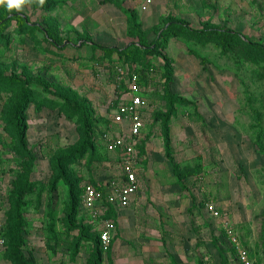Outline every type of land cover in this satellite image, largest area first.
<instances>
[{
    "label": "rangeland",
    "instance_id": "rangeland-1",
    "mask_svg": "<svg viewBox=\"0 0 264 264\" xmlns=\"http://www.w3.org/2000/svg\"><path fill=\"white\" fill-rule=\"evenodd\" d=\"M143 1L44 0L40 5L34 0L21 11H9L6 4L0 5V22H8L6 30L0 32V264H11L6 260V235L13 220L10 213L18 209L20 198L25 202L22 210L27 221L25 251L39 264L96 261L99 224L89 219L81 202L79 215L69 220V188L73 185L75 198L80 201L86 184L108 190L105 187L118 175L117 156L106 148L102 136L106 130L119 131L112 124V116L123 102L127 84L116 71L121 64L119 52L109 53L102 47L132 51L139 38L128 36V17L113 2L138 12L149 44L157 42L160 35L155 27L167 28L168 22L183 18L192 29H235L243 38L264 45V7L261 22L251 17L241 27L237 22L241 16L232 22L216 21L214 14L220 7L209 13L202 3L198 8L203 11L195 12L189 7H175L180 1L157 0L143 12ZM228 8L231 13L238 11L231 4ZM17 15L25 21L15 18ZM210 17L215 22H208ZM198 38L186 39L180 34L170 37L158 43L159 52L146 58V63L125 64L129 70L143 73L148 107L142 140L148 143L156 138L154 173L160 180L170 179L166 186L175 208L152 226L147 215L154 212L151 199H146L150 195L148 171L146 192L141 193L146 199L141 208L146 214L143 220H147L138 233L147 245L157 241L166 252L159 262L144 264H235L224 221L237 231L254 263L264 264V59H249L241 44L226 51L213 41ZM168 60L173 67L167 66ZM171 67L174 81L170 82L165 74ZM167 82L176 97L193 103L179 105L181 116L174 125L181 173L174 172L157 147V138H162L161 116L169 105ZM25 91L31 102L23 113L27 127L24 150L16 136L13 116ZM176 97L173 99L179 100ZM82 109L89 116L92 146L86 154L64 160L63 173L57 161L75 152L82 142ZM224 109L230 114L225 120L229 133L225 140L223 133L217 134V143L211 118L203 120L198 110L211 116ZM199 164L201 172L188 177L187 167ZM183 173L186 175L179 180ZM21 189L28 192L20 197ZM189 200L194 206L189 215L183 214ZM217 200L222 219L215 218L209 208L208 202ZM136 216L137 211L132 217ZM152 235L155 237L151 239ZM100 264H115L113 252L109 262L102 254Z\"/></svg>",
    "mask_w": 264,
    "mask_h": 264
},
{
    "label": "trees",
    "instance_id": "trees-1",
    "mask_svg": "<svg viewBox=\"0 0 264 264\" xmlns=\"http://www.w3.org/2000/svg\"><path fill=\"white\" fill-rule=\"evenodd\" d=\"M113 5H115L116 7H118L127 17H128V36L130 37H135V38H139L138 42H136L134 45H136V49L132 50V51H119V50H114V48H108V47H102V49L106 50V52L111 53L112 51L115 52H119L118 56H119V62L118 63H122V64H128L133 66L134 63L139 62L140 64L146 63L147 60L146 58H149L150 55L156 54L158 53V47L159 44L163 42L164 40H169L170 37H176L180 34V36H182L183 38L186 39H194V37L198 38H205L207 40H205L204 42H209V41H213L215 42L217 45H219L220 47H222L224 50H228L232 51L235 47H237L238 45L241 44L243 50L245 51V53H247L248 58L250 59L251 57H254V59L257 58H263L264 59V45L258 44V43H253L251 42L249 39L247 38H243L242 35L232 29H225V28H210L208 30H195L190 28V25L182 20H178V21H170L168 22V27L167 28H157L155 27V29L159 32V37L157 38V42L153 43V44H149V40L146 37L147 33H145V31L142 29L143 25L140 21V16L138 14V12H134L131 11L129 9L124 8L123 6H121L118 2H113ZM15 18H19L21 20L25 21V18L20 17L19 15L15 16ZM27 21V20H26ZM7 23L5 21H1L0 22V32H3L6 30L7 27ZM29 24V22H27ZM172 28H176L178 30H174ZM193 37V38H192ZM199 39V38H198ZM202 40V39H201ZM95 46H97V44H94ZM101 48V47H100ZM194 54V53H193ZM195 55V54H194ZM168 60L167 62V66L170 68V66L173 67V62L171 63V61ZM172 65H171V64ZM171 67V69L166 70V74H165V78H168V81H174L173 76L174 75V69ZM138 74H140L141 76V82L142 84H144L145 79L144 77L141 75L143 74L142 72L140 73V71H137ZM172 73V74H171ZM170 77V78H169ZM3 77L0 76V80H2ZM170 82H167L166 84V95H168L169 98V105H168V111L165 115H162V130H161V134H162V138L164 141V151H165V156L166 158L170 161L169 163L171 164V166L174 169V172H178L179 171V166L180 164H178L175 161L174 158V151H173V145H172V135H171V122L174 118H176L178 116V107L180 106H190L193 103L187 101V100H181L179 99V96H177V94L173 93L170 90ZM175 95V97L179 100H176L175 98L173 99V96ZM172 97V98H171ZM181 98V97H180ZM31 102V96L28 94L27 91L24 92V94H22V97L17 105V108L14 111V121H15V126H16V136L18 139V142L20 144V146L25 150L27 148V127L24 121V117H23V113L25 112L24 110L27 109L28 104ZM80 115H82V120H83V132L81 131L80 133H82V142L81 144L78 146V148H76L77 150L73 153H71L69 156H65L61 157L59 159V161H57L59 163V167L62 170V172L64 173V168H63V162L64 160H69L70 157L78 154V155H84L89 151L90 146H92V132H91V127L89 126V116L88 113L85 110H81L79 112ZM161 128V126H160ZM94 142V141H93ZM146 140H142V144L138 147L140 150L141 155L145 156L146 155ZM201 164H199L198 166L194 167V168H189L187 167V170H189V172L187 171L186 173H188V177L190 176H194V175H198L201 172ZM191 170V171H190ZM180 172V171H179ZM181 173V172H180ZM186 173L181 174V175H177L178 179L181 180L183 179V177L186 175ZM95 185V184H94ZM24 188V187H23ZM96 188L101 189V186L98 187L96 186ZM70 198H71V210L69 213V220L71 221L73 218H75L76 216L79 215V204L81 202L82 205V198H83V194H84V187L82 189V193H81V197H80V201L76 200L75 198V194H74V187L73 185L70 186ZM23 189H21V191L19 192V196L21 197V195H24L23 193L28 192V190L24 189V192H22ZM23 197V196H22ZM195 202V199H193ZM17 203V201H16ZM16 206H18L17 210H12L10 213L11 219L12 220V225L10 226L8 233L6 235V238L8 239V251H7V256H6V260L9 261L11 264H39L37 262V259L35 258V256L31 253H26L25 251V247H26V237H25V230L27 229V221L25 218V214L22 210L23 206H25V202H21V198L20 201L18 200V203L16 204ZM16 209V208H15ZM116 210H114L113 208H110L109 210V217L115 219L117 218V213H115ZM72 222V221H71ZM117 226V223H116ZM98 240H99V244H100V235H98ZM112 246H113V241H112ZM112 249V247H111ZM250 257L253 259L252 257V253L250 252V250H247ZM77 252H78V247L75 249L74 252V257L77 256ZM111 253V251H110ZM102 254H104L102 252V249L99 248V251H97V256H96V261L94 264H100L101 261V257ZM174 262V261H173ZM174 264H177L174 262Z\"/></svg>",
    "mask_w": 264,
    "mask_h": 264
},
{
    "label": "built area",
    "instance_id": "built-area-1",
    "mask_svg": "<svg viewBox=\"0 0 264 264\" xmlns=\"http://www.w3.org/2000/svg\"><path fill=\"white\" fill-rule=\"evenodd\" d=\"M151 4L152 0H147L143 9L147 10ZM116 71L125 80L127 92L112 116V124L119 131L106 130L102 140L106 148L120 160L118 180L105 187L108 190L86 184L82 198V205L89 219L99 224L100 248L106 259L117 230L116 221L108 215L109 210L126 209L131 205L141 188L145 170V156L141 155L138 148L142 144L146 128L148 103L144 97V85L140 74L129 70L125 64H119ZM209 208L215 218L222 219L223 214L218 208L213 204H209ZM223 229L233 246L235 264H255L233 226L224 221Z\"/></svg>",
    "mask_w": 264,
    "mask_h": 264
},
{
    "label": "crops",
    "instance_id": "crops-1",
    "mask_svg": "<svg viewBox=\"0 0 264 264\" xmlns=\"http://www.w3.org/2000/svg\"><path fill=\"white\" fill-rule=\"evenodd\" d=\"M146 1L147 0H144L142 2L143 6L145 5ZM154 1H155V3L157 2V0H152V4L149 5L148 9L146 11H143V12H148L153 7L152 5H153ZM176 1H180L181 3H177L175 7H177V8L182 7V10H184L183 8L189 7L190 11L196 10L197 12L198 11L202 12L203 11L202 8H201V10H199V8H198V6H199L198 4H202V3L206 6V10L209 13H210V9H215L214 7H220L221 11L219 9H216L218 11V13L214 14V19H216V21L220 19V20L224 21V23L225 22H232V21H234L233 18H235V17L238 18L241 16L237 20L238 24L242 25L241 27L245 26V24L247 25V23L252 20V19H250L251 17H253V21L258 20V22H261L263 20V15H261L262 14L261 7H264V0H176ZM215 3H218V4H215ZM230 4L233 5L234 7L238 8L237 9L238 11L231 13L230 9L228 8L230 6ZM218 5H220V6H218ZM201 7H202V5H201ZM211 11L213 12V10H211ZM212 17H210L208 19V22H215L211 19ZM160 18H161V16H160ZM180 19L182 21L184 20L183 18H180ZM239 19L241 20L240 22H239ZM159 22H161V19L158 21V23ZM157 24H155V25H157ZM233 30L238 32V30H235V29H233ZM186 108H189V107H186ZM181 111L182 110L178 111V116L176 118H174L171 122V135H172V145H173L172 147H173L174 158H175L176 162H178V156H177V147H176L177 146L176 131L174 129V125L176 123L175 121H177V119L180 118ZM198 113L202 115L203 120H205L206 117L211 118V126L215 128V129L212 128V130H213L212 134H213V138L216 139L215 141L217 143L219 140L217 136L220 135L221 133H223V134H221L222 139L225 140V134H226V138H227V135L229 133V132H227L229 130V126H228V122L226 123L225 120L227 121V119L230 116L228 111H226L224 109L220 113H212L211 116H207V113H205V112L202 113V111L200 112L199 110H198ZM187 114H190V113H187ZM217 130H221V132L219 131L218 133H216ZM155 139L156 138H153L145 146L146 147V155H145V161H144L145 170H144V175L142 176V179H141L142 184L140 186L141 188H140L138 194L136 196H134L131 205L128 207L129 209L128 208L118 209L115 212V213H117V218H116L117 230L115 232V237L113 239V246L111 249V252H113V258H114L115 264H140L141 261H143L142 262L143 264L146 262L156 263V262H159L161 259H164V257H165V252H166L165 247H162V249L160 247H158L157 241H150V244L147 245L146 241H144L142 239L140 233H138L139 229H141V230L143 229V227L145 226V220H147V219L143 220V217L145 218L146 214L143 213V211L141 210V208H143L142 206H143L146 199H149V198L151 199L152 206L154 208V212H149L150 214H147L148 217H150L149 218L150 223L152 224L153 227H155V225H157L161 222L162 216L167 215V214L169 215L170 214L169 211L175 210V208L172 206V204H173L172 197L169 196L168 186H166L167 184H170V179L160 180L157 173H154V172H157V167H155V162H154V160H155L154 156H156V150H157V148L155 147V144H154ZM157 139H158V146L157 147H158V149H160V153L162 151L163 155H165V151H164V147H163L164 146L163 138L159 137ZM113 156H117V155L113 154ZM117 159H118V161H117L116 165L118 164V175L116 177V180H118V176H119V172H120V169H119L120 160H119L118 156H117ZM148 160H149V162H148ZM202 163H203V160H202ZM204 166H206V164L203 165V167ZM148 171L150 173V176H149L150 180L148 181L149 182L148 187L150 188L149 189L150 195L148 197H146V199H145L144 197H141V195H142L141 193L144 192L145 191L144 188H146V187H144V185H145L144 180L147 179L146 174ZM218 201L219 200H217V202L216 201H213V202L209 201L208 204H213L217 207ZM197 202L198 201L195 199V203H197ZM193 206H194V203H192L189 200L186 204V209H188L187 213H183V214L189 215L190 214L189 209ZM137 208H139V209L136 210ZM217 208L219 209V206ZM136 211L138 212V215L140 218L138 216H136L134 218L132 217L133 212L136 213ZM171 214H173V213L171 212ZM132 229L135 230L134 233H132ZM154 237L155 236L152 235L150 238L152 239ZM109 254L107 255L108 262H109ZM137 254L140 255V258L136 257Z\"/></svg>",
    "mask_w": 264,
    "mask_h": 264
},
{
    "label": "clouds",
    "instance_id": "clouds-1",
    "mask_svg": "<svg viewBox=\"0 0 264 264\" xmlns=\"http://www.w3.org/2000/svg\"><path fill=\"white\" fill-rule=\"evenodd\" d=\"M32 2H34V0H0V5L6 4L9 11H21L23 6ZM35 2H38L40 5L44 4V0H35Z\"/></svg>",
    "mask_w": 264,
    "mask_h": 264
}]
</instances>
